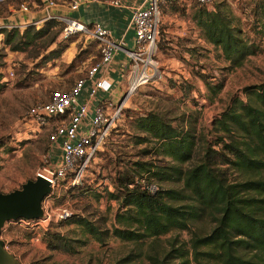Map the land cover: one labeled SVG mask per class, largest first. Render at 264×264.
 I'll return each mask as SVG.
<instances>
[{"label": "rangeland", "instance_id": "1", "mask_svg": "<svg viewBox=\"0 0 264 264\" xmlns=\"http://www.w3.org/2000/svg\"><path fill=\"white\" fill-rule=\"evenodd\" d=\"M25 1L29 0H0V25ZM220 3L228 8L231 26L256 48L241 67L230 68L220 50L206 42L196 26L200 10L213 12ZM47 24L29 26L42 29ZM159 27L153 59L159 76L128 93L129 69L121 74L118 97L114 98L115 102L122 100L121 117L88 166L82 183L75 187L59 183L54 187L41 203L40 219L3 224L0 240L16 264H121L137 247L147 251L149 241L136 247L111 235L118 228L115 215L122 212L123 185L144 176L160 189L179 190L180 182L138 173L137 164L151 169L166 165L185 168L197 163L201 155L195 153L185 165L170 162L154 141L137 143L140 135L133 129L134 119L157 114L172 126H190L196 137L211 141L214 120L234 100L245 102L251 88L264 86V0H213L207 8L193 4L167 6L160 13ZM17 29L22 32L25 28ZM1 35L0 193L7 194L32 181L45 165L44 135L29 134L23 127L26 111L34 104L47 102L52 92L67 90L97 62L98 54L87 37L73 36L62 41L60 26L49 28L23 52L10 51L3 45ZM51 38L53 42L48 45ZM83 222L96 230L100 241L84 231L79 225ZM208 228L202 222L191 225L189 230L201 235ZM173 234L188 240V231ZM169 236L159 238L162 246ZM54 246L56 249H52ZM132 259L131 264H149L142 254L129 260Z\"/></svg>", "mask_w": 264, "mask_h": 264}, {"label": "trees", "instance_id": "2", "mask_svg": "<svg viewBox=\"0 0 264 264\" xmlns=\"http://www.w3.org/2000/svg\"><path fill=\"white\" fill-rule=\"evenodd\" d=\"M230 22L228 8L222 3L213 12L200 10L196 17L206 42L220 50L230 68H237L256 48ZM45 23L42 29L0 30L3 45L12 52H23L49 28L61 29L55 21ZM52 42L51 38L48 45ZM2 87L0 82V91ZM247 96L245 102L234 100L214 120L211 141L196 137L192 127L172 126L157 114L134 119L138 144L154 141L161 155L179 165L189 164L195 153L201 157L185 168L166 165L151 169L137 164L138 173L180 182L182 187L160 189L144 176L123 185L122 212L115 215L118 228L111 235L136 247L149 241L147 251L141 252L139 246L130 257L137 259L142 254L149 264H264V86L251 88ZM149 185L155 187L153 193L147 191ZM202 222L209 225L206 233L189 230ZM79 225L100 241L91 225ZM180 231L189 232L188 240L173 234ZM168 234L162 246L159 238ZM129 256L120 263L131 264Z\"/></svg>", "mask_w": 264, "mask_h": 264}, {"label": "built area", "instance_id": "3", "mask_svg": "<svg viewBox=\"0 0 264 264\" xmlns=\"http://www.w3.org/2000/svg\"><path fill=\"white\" fill-rule=\"evenodd\" d=\"M123 1L125 0H109L108 3L118 7ZM30 2L43 9L66 6L69 10H75L78 6L75 0ZM184 2L207 8L213 0H142L139 6L132 8L129 15L132 47L129 50L120 48L110 33L99 24L86 26L65 17L52 15H46L41 20V23H59V37L62 41L73 36L89 38L95 45L98 60L84 71L82 77L74 80L67 90L52 92L47 102L34 104L23 116L22 124L27 132L34 135L43 134L47 145L45 165L35 173L34 179L39 178L47 182L50 191L59 183H66L71 187L82 183L88 166L120 119L123 109L122 100L115 102L99 97L108 94L111 89L110 84L101 75L120 50L129 62L128 93L157 78L158 67L153 59L157 52L160 13L167 6ZM19 9L26 11L27 7L21 4ZM31 24L33 23L19 26L2 24L0 30L25 28ZM147 191L153 193L155 187L149 185Z\"/></svg>", "mask_w": 264, "mask_h": 264}, {"label": "crops", "instance_id": "4", "mask_svg": "<svg viewBox=\"0 0 264 264\" xmlns=\"http://www.w3.org/2000/svg\"><path fill=\"white\" fill-rule=\"evenodd\" d=\"M75 1L78 4L75 10H69L66 6L43 9L39 5L30 2V0L28 2L25 1V4H29L27 10L21 11L18 9L8 19H5L6 22L3 24L19 26L22 24L39 23L46 15L61 16L86 26L99 24L110 33L112 39L120 48L129 50L132 47L129 15L131 9L139 6L142 0H125L118 7L109 5V0ZM177 5L188 6L189 3L184 2ZM128 69V59L125 54L123 51H117L112 62L101 75L110 84V92L106 95H99V97H105L114 101L119 92L121 74L127 73Z\"/></svg>", "mask_w": 264, "mask_h": 264}, {"label": "water", "instance_id": "5", "mask_svg": "<svg viewBox=\"0 0 264 264\" xmlns=\"http://www.w3.org/2000/svg\"><path fill=\"white\" fill-rule=\"evenodd\" d=\"M49 193L48 183L39 178L27 181L20 186L19 190L7 194L0 193V231L3 224L9 221L40 219L41 203ZM0 264H16L11 255L4 249L1 240Z\"/></svg>", "mask_w": 264, "mask_h": 264}]
</instances>
